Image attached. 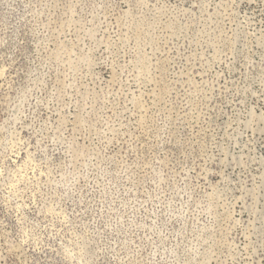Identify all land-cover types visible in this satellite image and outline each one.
<instances>
[{
  "label": "rangeland",
  "instance_id": "374dc122",
  "mask_svg": "<svg viewBox=\"0 0 264 264\" xmlns=\"http://www.w3.org/2000/svg\"><path fill=\"white\" fill-rule=\"evenodd\" d=\"M0 264H264V0H0Z\"/></svg>",
  "mask_w": 264,
  "mask_h": 264
}]
</instances>
